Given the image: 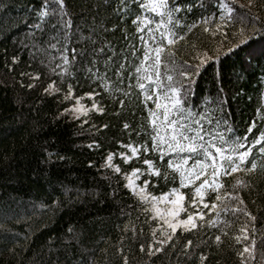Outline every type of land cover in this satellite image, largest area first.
I'll return each instance as SVG.
<instances>
[{
	"label": "snow or ice",
	"instance_id": "obj_1",
	"mask_svg": "<svg viewBox=\"0 0 264 264\" xmlns=\"http://www.w3.org/2000/svg\"><path fill=\"white\" fill-rule=\"evenodd\" d=\"M0 9L7 11L3 0H0ZM209 9H212L210 13ZM22 11L21 23L26 30L18 37L17 51L8 58L10 63L6 61V67L10 72L15 71L21 53L26 52L29 68L38 64L46 69L48 83L41 86L43 94L69 102L68 107L62 109L63 114L79 120L90 112H105V107L96 100L100 93L95 88L82 96L75 94L82 82L96 85L117 103L118 116L134 94L138 92L142 98L140 103L147 117L135 130L138 140L124 143L117 139L116 144L123 149L118 155L125 165L136 159L142 161L144 167L123 170L113 163L117 153L112 151L101 165L115 174L111 177L116 179L113 196L122 181V189L127 190L133 200L120 208L121 214L125 208L138 209L145 216L144 223L150 227L147 236L143 228L139 234L133 229L131 237L121 236L115 250V255L121 258L120 264H129L137 242L136 264H155L158 258H164L161 264H191L193 260L207 264L208 254L199 251L207 229L217 230L212 243L218 249L224 242L222 237L242 244V248L235 250L239 264H257L258 261L264 264V224L259 229L256 227L254 222L259 217L248 209L240 191L247 188L248 183L238 176L230 188H226L222 180L233 174L254 173L258 161L264 168V129L249 142L255 119L240 135L226 118L222 100L217 105L220 114L213 108L190 102L193 84L201 70H206L205 65L213 67L215 62L223 63V54L235 55L233 50L240 45L247 49L246 42L252 35L264 34V0H79L78 3L39 0L38 5L25 3ZM129 18L135 29L133 33L128 32ZM110 21L113 22L110 24ZM198 28L213 40L223 37L227 44L202 47L192 43L188 45L185 58L178 60L176 46ZM117 30L124 37L119 51L118 45L109 38V33ZM135 40H139V45ZM259 54L264 56V46ZM255 58V50H246L240 58L241 72H246ZM19 76L21 87L25 86L23 78L28 77L32 82L26 87L33 89L42 74L21 71ZM240 78L238 74L237 79ZM223 85L221 75L218 98L224 92ZM85 98L91 103H83ZM256 111L259 114L261 110ZM100 128L107 129L108 125L101 124ZM122 128L130 130V124L124 122ZM141 137L144 139H139ZM38 147L43 165L65 160V156L47 143ZM88 147L99 148L100 144L93 140ZM89 166H92L91 161ZM153 177L157 180L163 177L166 185L169 181L171 184L157 194L150 191L158 186ZM128 227L126 224L125 233ZM0 229L7 231L4 226ZM178 230L199 233L200 238L181 240ZM233 230L234 235H230ZM13 239L8 251L15 255L18 249L27 247L29 237L25 235L23 242ZM89 239L83 228L78 230L69 225L58 242L49 238L46 250L42 248L27 257V264H101L95 246H89ZM101 251L106 254V250ZM111 264L116 262L111 261Z\"/></svg>",
	"mask_w": 264,
	"mask_h": 264
},
{
	"label": "trees",
	"instance_id": "obj_2",
	"mask_svg": "<svg viewBox=\"0 0 264 264\" xmlns=\"http://www.w3.org/2000/svg\"><path fill=\"white\" fill-rule=\"evenodd\" d=\"M74 2L78 3L79 0ZM3 3L7 11L0 9V226L7 228V231L0 229V264H21L22 261L27 264V257L39 253L42 248L46 250L49 238L58 242L69 225L85 230L86 237L90 238L89 246H95L101 264H111V261L120 264L121 258L115 255V250L121 236L131 237L133 229L139 234L141 228L147 236L150 227L144 223L145 216L138 209L125 208L124 214H121L120 208L133 203V200L127 190L122 189V181L121 188L113 196L116 179L111 177L115 174L110 169L101 168V165L105 163L107 153L112 151L117 153L113 163L119 164L123 170L144 167L142 161L136 159L125 165L118 155L123 149L116 144L117 139L124 143L138 140L135 130L147 117L144 105L140 103L142 98L138 96V92L134 94L118 116L117 103L96 85L89 86L82 82L81 86L76 87L75 94L82 96L84 92L95 88L100 93L96 100L105 107V112H90L79 120L63 114L62 109L68 107L69 102H60L53 96L43 94L41 86L48 83L46 69L38 64L29 68L26 52L21 53L22 58L15 66V71L10 72L6 67V61L10 63L8 58L17 51L18 37H22L26 30L21 23L24 19L22 6L25 3L38 5L39 0H3ZM211 11L209 9V13ZM127 28L129 33L135 30L131 18L127 21ZM109 38L118 45L119 51V45L124 43L123 34L117 30L109 33ZM134 43L139 45L140 42L135 40ZM192 43L212 47L216 43L227 44V41L219 36L213 40L198 28L176 46L178 60L185 58L188 45ZM246 43L247 49L240 45L239 49L233 50L235 55L223 54V63L215 62L213 67L205 65L206 70H201L193 84L190 102L213 108L220 114L217 105L222 100L226 118L240 135L255 119L256 126L249 136L250 142L264 129V56L259 54L264 46V34L252 35ZM246 50H255L256 58L251 61V67L246 72H241L240 58ZM21 71L41 72V79L34 82L37 85L35 88L26 87L32 82L28 77L23 78L25 86L21 87ZM238 74L240 79H237ZM221 75L224 92L218 98ZM81 80L83 81V77ZM127 82L125 75V84ZM132 83L135 85L134 79ZM82 101L86 105L91 103L86 98ZM258 108L261 110L259 114L256 111ZM124 122L130 124V130L122 128ZM101 124H107L108 128H100ZM93 140L100 144L99 148L88 147ZM44 143L65 156V160L57 161L51 166L41 164L38 145ZM254 155L258 154L254 152ZM89 161L92 166H89ZM259 163L258 161L257 170L247 176L233 174L222 178L226 188H230L238 176L247 181L248 187L240 190L241 196L248 209L259 217L254 222L258 229L264 224V168ZM152 180L158 186L150 188V191L157 194L167 190L171 184L169 181L166 185L163 177L159 180L153 177ZM53 201L57 203L53 204ZM126 224L129 226L127 233L124 232ZM151 226L154 227L155 224ZM234 232L235 230L231 231L230 235H234ZM215 234H218L216 229H207L204 233L206 242L202 241L199 248V251L208 254L207 264H239L235 250L242 248V244H235L234 239L222 237L224 242L218 249L212 243ZM25 235L29 237L27 247L18 249L15 255L11 254L8 250L13 246V238L23 242ZM177 235L181 240L200 238L199 233H180L179 230ZM138 243L135 245L136 252L129 257V264H136V257L139 256ZM101 250H106V254ZM161 259L164 258H158L155 264H161ZM191 264H197V260L191 261Z\"/></svg>",
	"mask_w": 264,
	"mask_h": 264
},
{
	"label": "rangeland",
	"instance_id": "obj_3",
	"mask_svg": "<svg viewBox=\"0 0 264 264\" xmlns=\"http://www.w3.org/2000/svg\"><path fill=\"white\" fill-rule=\"evenodd\" d=\"M83 102V101H82ZM83 103H85V102H83ZM86 104V103H85Z\"/></svg>",
	"mask_w": 264,
	"mask_h": 264
}]
</instances>
